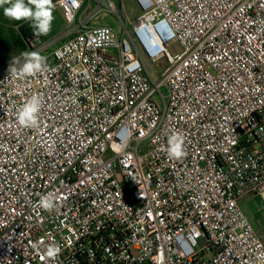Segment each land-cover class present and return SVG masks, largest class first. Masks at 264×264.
I'll list each match as a JSON object with an SVG mask.
<instances>
[{
	"label": "built area",
	"instance_id": "1",
	"mask_svg": "<svg viewBox=\"0 0 264 264\" xmlns=\"http://www.w3.org/2000/svg\"><path fill=\"white\" fill-rule=\"evenodd\" d=\"M135 1L142 14L119 33L81 22L85 0H58L80 21L38 51L48 68L0 70V264H264L240 205L264 197V0ZM163 59L155 79L147 63ZM34 94L39 126L23 127ZM47 193L58 210L38 207Z\"/></svg>",
	"mask_w": 264,
	"mask_h": 264
},
{
	"label": "rangeland",
	"instance_id": "2",
	"mask_svg": "<svg viewBox=\"0 0 264 264\" xmlns=\"http://www.w3.org/2000/svg\"><path fill=\"white\" fill-rule=\"evenodd\" d=\"M117 6V12H110L106 6H108V0H85L84 8L80 14L79 19L81 22L88 24L91 27L108 25L119 33H123L125 26L131 30L133 25L137 22L138 18L142 14V10L135 0H112ZM103 3L104 5L100 4ZM2 8H0L1 10ZM54 19L52 21L51 30L43 35L42 38H38L37 41H33L27 52L31 51H49L51 52L64 41L70 39L76 25L69 24L63 14V9L55 5L53 11ZM9 51H13V61L22 56V52L14 48H10ZM169 51L172 55H176L182 51L181 46L178 43H172L169 46ZM6 53L9 54L8 48ZM11 53V54H12ZM24 53V52H23ZM149 72L156 79L157 76L166 69L168 63L166 60H160L157 63H147ZM164 94H167V90L163 89ZM157 102L162 103V99L159 95L154 98ZM241 208L244 211L247 218L253 224L259 237L264 240V198L260 195H250L244 197L240 202Z\"/></svg>",
	"mask_w": 264,
	"mask_h": 264
},
{
	"label": "clouds",
	"instance_id": "3",
	"mask_svg": "<svg viewBox=\"0 0 264 264\" xmlns=\"http://www.w3.org/2000/svg\"><path fill=\"white\" fill-rule=\"evenodd\" d=\"M8 5L7 7H4ZM0 7H3L4 15L10 19L20 21L29 20L34 29V35H46L52 26L54 19L53 11L55 5L53 0H0ZM24 63L19 68L15 64L19 63V58L10 66L13 76L19 78L34 77L44 72L47 68L46 57L41 56L36 51L22 53ZM41 99L38 95H32L28 98L16 112V120L19 125L27 128H36L39 126L38 114L41 110ZM168 157L175 160H181L186 157L187 152L184 147V137L179 133H172L168 137ZM38 207L45 211L52 212L58 210V202L54 193L41 195L38 201ZM61 248L58 244H50L46 251L40 253L41 261L46 259L55 260L59 255Z\"/></svg>",
	"mask_w": 264,
	"mask_h": 264
},
{
	"label": "trees",
	"instance_id": "4",
	"mask_svg": "<svg viewBox=\"0 0 264 264\" xmlns=\"http://www.w3.org/2000/svg\"><path fill=\"white\" fill-rule=\"evenodd\" d=\"M58 0H53L57 2ZM5 5L4 7H7ZM0 10V67L10 58L11 54L6 53L10 48L20 51H27L33 41L42 38L43 35H34L32 23L29 20L16 21L4 15L3 7Z\"/></svg>",
	"mask_w": 264,
	"mask_h": 264
},
{
	"label": "crops",
	"instance_id": "5",
	"mask_svg": "<svg viewBox=\"0 0 264 264\" xmlns=\"http://www.w3.org/2000/svg\"><path fill=\"white\" fill-rule=\"evenodd\" d=\"M53 4L56 5V2H54ZM56 6H57V5H56ZM63 43H64V42H63ZM63 43H62V44H63ZM62 44H60L59 46H61ZM59 46H58V47H59ZM56 48H57V47H56ZM18 51L23 53V51H20V50H18ZM12 52H13V51H9L10 54H11ZM25 52H27V51H25ZM12 57H13V53L11 54V58H10V59H9V60H8L3 66L0 67V70H1L5 65H7V64H9V63H11V62H14L13 59H12ZM21 57H22V56H21ZM21 57H20V58H21ZM262 197H263V196H262ZM263 198H264V197H263ZM262 240H263V239H262ZM263 241H264V240H263Z\"/></svg>",
	"mask_w": 264,
	"mask_h": 264
}]
</instances>
